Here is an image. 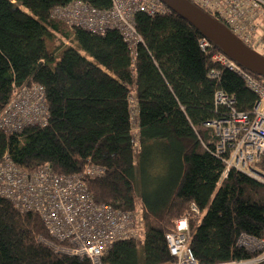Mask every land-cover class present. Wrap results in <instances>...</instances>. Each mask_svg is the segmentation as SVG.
Returning <instances> with one entry per match:
<instances>
[{
  "label": "trees",
  "instance_id": "trees-1",
  "mask_svg": "<svg viewBox=\"0 0 264 264\" xmlns=\"http://www.w3.org/2000/svg\"><path fill=\"white\" fill-rule=\"evenodd\" d=\"M70 1L0 0V117L32 86L42 88L46 109L43 124L0 127V161L8 158L27 174L47 165L57 175L81 176L96 203L124 213L138 216L139 201L142 257L137 235L114 241L101 256L104 264L173 263L165 234L183 216L199 264L253 258L236 238L240 232L261 236L264 184L232 168L221 177L217 136L206 123L229 114L228 106L214 103L216 91L249 115L257 95L238 73L212 59L224 51L169 6L163 13L135 14L142 42L132 53L116 29L97 34L51 17L54 7ZM56 34L67 43L50 48ZM202 38L210 42L204 50ZM239 66L264 87L263 75ZM86 166L102 172L87 175ZM39 236L52 239L39 214L0 195V264H89L54 252Z\"/></svg>",
  "mask_w": 264,
  "mask_h": 264
},
{
  "label": "built area",
  "instance_id": "built-area-1",
  "mask_svg": "<svg viewBox=\"0 0 264 264\" xmlns=\"http://www.w3.org/2000/svg\"><path fill=\"white\" fill-rule=\"evenodd\" d=\"M206 10L216 13L230 31L244 44L252 47L264 43V0H193ZM168 8L162 0H110L107 8L94 7L83 0H72L52 9L51 17L70 26L101 34L107 29L118 30L133 53L142 42L135 30V14L163 13ZM202 38V50L209 46ZM212 59L238 73L245 85L257 95L253 113L234 108V99L221 91L214 93V103L229 107L226 117L206 123L217 136L215 154L221 157L224 169L221 177L232 168L264 184V87L225 53L215 51ZM215 74V73H214ZM46 109L42 88H23L0 117V127L18 131L24 124H43ZM84 172L95 176L102 169L86 166ZM0 195L9 198L21 211L39 214L52 239L38 240L54 252L87 259L89 264H104L105 249L122 238L138 235L136 213L121 212L96 203L78 175H57L49 167L38 168L32 174L18 169L8 158L0 161ZM193 212L199 213L194 203ZM188 222L185 216L176 219L174 231L165 234L169 253L175 258L168 264H199L188 247ZM236 245L254 255L247 260L227 264H249L264 260V229L260 237L240 232Z\"/></svg>",
  "mask_w": 264,
  "mask_h": 264
},
{
  "label": "water",
  "instance_id": "water-1",
  "mask_svg": "<svg viewBox=\"0 0 264 264\" xmlns=\"http://www.w3.org/2000/svg\"><path fill=\"white\" fill-rule=\"evenodd\" d=\"M172 10L189 20L234 62L264 76V57L238 39L230 29L187 0H162Z\"/></svg>",
  "mask_w": 264,
  "mask_h": 264
},
{
  "label": "rangeland",
  "instance_id": "rangeland-1",
  "mask_svg": "<svg viewBox=\"0 0 264 264\" xmlns=\"http://www.w3.org/2000/svg\"><path fill=\"white\" fill-rule=\"evenodd\" d=\"M67 42L63 40V38L56 34L54 36V38L49 42L48 46L51 48V47H55V46H60L62 44H66ZM252 50L260 55H262L264 57V43H259V44H256L254 46H252ZM131 90L132 89V86L130 87ZM130 105H131V111H132V115L134 114V95H133V92L130 94ZM136 204H137V211L139 212V215H138V221H139V224H138V239H137V245H138V253H139V256L140 258L142 257V248H141V240L143 238V226H142V221H141V209H140V205H139V201H136Z\"/></svg>",
  "mask_w": 264,
  "mask_h": 264
}]
</instances>
